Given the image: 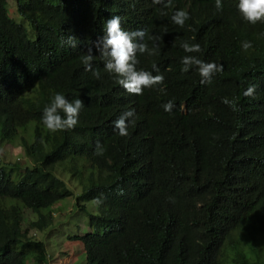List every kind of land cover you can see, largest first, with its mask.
<instances>
[{"label":"trees","instance_id":"16d2710c","mask_svg":"<svg viewBox=\"0 0 264 264\" xmlns=\"http://www.w3.org/2000/svg\"><path fill=\"white\" fill-rule=\"evenodd\" d=\"M165 3L16 0L27 30L0 0V138L28 159L0 160V264L46 263L29 230L52 225L51 207L72 193L62 181L68 176L82 185L78 206L102 200L88 214L89 233L69 237L82 243L85 264H264V23L244 21L238 0H222L219 12L215 0ZM179 9L190 16L183 28L171 20ZM114 15L126 31L162 37L145 38L158 45L156 55L137 53V68L162 74V85L129 94L94 47L100 78L85 71L80 56ZM181 41L201 51L186 53ZM185 55L223 70L202 84L195 66L181 71ZM252 85L254 95L245 96ZM55 93L83 102L74 129L51 133L42 124ZM129 109L135 115L120 136L114 121ZM195 161L198 191L181 177ZM253 204L260 209L249 211ZM26 210L36 218L27 221Z\"/></svg>","mask_w":264,"mask_h":264},{"label":"clouds","instance_id":"9594fccd","mask_svg":"<svg viewBox=\"0 0 264 264\" xmlns=\"http://www.w3.org/2000/svg\"><path fill=\"white\" fill-rule=\"evenodd\" d=\"M162 2L163 0H153V3L157 4ZM171 4L172 0H166L164 6L170 7ZM215 8L218 12L223 10L222 0H215ZM237 8L242 19L247 23L252 25L264 23V0H238ZM189 19V13L183 9L175 10L171 16L172 22L181 28L184 27L185 22ZM102 31L104 35L89 47L86 53L80 56V61L85 67V71H91L93 77L96 79L100 78V72L93 69L92 62L95 59V55H93L94 47L100 59L103 61L104 70L113 74L116 83L129 94L142 95L145 88H152L163 84L164 76L162 74L153 75L150 71L137 68L139 64L137 53L156 55L159 50L158 45L155 43L152 47H149L145 38H147L148 41L155 42L160 41L162 39L161 36L149 35L145 29L126 31L121 27V17L118 15L111 16L107 19L104 22ZM66 43L72 47H76L77 40L73 36H68ZM180 47L186 53H199L201 51L198 43L181 41ZM241 47L242 50L247 51L252 47V44L250 41H244ZM181 63L183 65L181 69L182 72H188L189 69L195 66L201 77L200 82L202 84L211 82L212 76L223 70L222 64L205 62L195 55L183 56L181 58ZM152 68L155 72L159 73V68L155 64L152 65ZM160 91L163 92V88H161ZM254 92L255 85H252L249 86L243 94L245 96H253ZM83 107V102L80 99L77 98L69 101L63 94L55 93L50 104L43 110L41 122L51 133L74 129L79 122V113ZM173 107L174 105L171 100L163 105L164 110L168 112H170ZM134 115V110L129 109L123 112L114 121V129L118 131L120 136L128 135L129 118L134 117ZM132 122L134 123V120ZM104 151L103 145L98 141L95 146L94 154L101 156L104 154ZM199 164V161L190 164L187 162L181 174L184 181L195 191L199 190ZM93 203L99 206L102 200L100 198H95ZM259 209V204H253L248 210L258 211Z\"/></svg>","mask_w":264,"mask_h":264},{"label":"rangeland","instance_id":"374dc122","mask_svg":"<svg viewBox=\"0 0 264 264\" xmlns=\"http://www.w3.org/2000/svg\"><path fill=\"white\" fill-rule=\"evenodd\" d=\"M9 13L19 24L29 30L28 23L16 13V0H8ZM20 146H14L8 141L0 138V160L4 164L15 163L26 164L28 161ZM57 174L65 178L63 169L57 168ZM62 180V179H61ZM72 192L67 198L57 202L51 207L53 212V223L45 230L30 228L29 236L40 244L41 256L47 254V261L44 264H85V252L78 240H71L69 237L84 236L89 232L88 214L95 211V204L84 203L81 208L76 203V198L81 192L78 179L69 176L62 180ZM24 217L34 220L30 210H26Z\"/></svg>","mask_w":264,"mask_h":264}]
</instances>
